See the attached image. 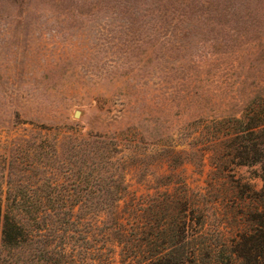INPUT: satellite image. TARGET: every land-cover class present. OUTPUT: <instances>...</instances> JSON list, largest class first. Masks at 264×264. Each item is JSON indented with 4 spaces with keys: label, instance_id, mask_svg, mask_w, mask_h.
I'll list each match as a JSON object with an SVG mask.
<instances>
[{
    "label": "rangeland",
    "instance_id": "1",
    "mask_svg": "<svg viewBox=\"0 0 264 264\" xmlns=\"http://www.w3.org/2000/svg\"><path fill=\"white\" fill-rule=\"evenodd\" d=\"M263 98L264 0H0V156L20 178L33 174L32 204L44 215L63 207L80 218L74 234L88 240L69 242L68 251L86 250L88 260L124 264L111 240L124 238L123 227L107 225L133 213L125 200L111 218L100 210L110 196L84 182L83 152L67 135L115 141L101 154L121 161L116 173L130 195L187 199L185 213L163 210V233L148 238L147 255L208 245L226 264L228 241L249 229L246 216L264 184V161L240 164L226 125L251 117ZM46 137L58 151L39 159L33 147ZM2 172L0 162V187ZM45 174L59 183L50 187L54 199ZM155 239L165 241L158 250Z\"/></svg>",
    "mask_w": 264,
    "mask_h": 264
},
{
    "label": "trees",
    "instance_id": "2",
    "mask_svg": "<svg viewBox=\"0 0 264 264\" xmlns=\"http://www.w3.org/2000/svg\"><path fill=\"white\" fill-rule=\"evenodd\" d=\"M258 106L259 108L256 111L250 113L251 117L232 118L226 125V128L230 132L228 137L235 135V139L239 145L237 151L242 153L244 157L240 161V164L255 165L263 163L264 161V158L260 159L258 157L264 154L260 151V147L264 144V98L261 103H258ZM48 138L46 137L44 139L42 147L40 145H34L33 147V154L39 159H41L42 155L50 154V150L55 154L58 151L57 147L53 148L56 144L52 143L49 140L50 138ZM67 140L75 141L74 148H78L83 152V158H85L83 161L85 164L83 166L86 168L84 182H86L87 186H91V183H96L98 188L99 186L105 187L104 190L110 196L106 200H111V206L104 207L100 209L101 211L109 212L111 216H108L111 218L114 216V207H118L117 204L121 200L129 201L126 203V207L130 209L133 215L125 216L119 213L113 217L116 225L114 227L107 225L108 229L112 228L111 232L116 233H119V229L116 227H123V229L120 228V233L123 234L124 238L111 239L113 240L112 244L121 246V249L124 251V257L121 260L122 263L219 264L220 259L215 254H212L213 251L209 250L208 245H198V249L200 250L198 253L193 250H188L191 249L189 244H184V246L179 247V252H174V254H160L162 253L160 252L147 255L146 246L148 245V238L163 233L162 226L159 223L162 219L161 214L163 210L171 206L172 209L181 208V211L178 209L180 214L185 213L184 207L187 204V199L179 200L175 194L171 193H165L163 197L158 195L155 199L144 194H135L132 196L125 183V176L116 173L122 169L121 161L119 159L104 157L101 154L102 144L109 145V142L115 144V141L112 139L106 140L101 135H88L87 137L67 135ZM258 140H262L263 142H258ZM50 141L52 144L49 143ZM253 141L257 143H253ZM250 142H252L254 147L249 148L247 143ZM28 143H30L29 140L26 141V144ZM252 150L256 151L253 157H251ZM243 153L246 155L244 156ZM8 158L6 156H0V162L3 164V172L1 175L3 183L0 187V264L108 263L107 259H104L102 255L96 257L97 262L88 260L92 258L87 256L86 250L83 247L81 251L85 250V252L82 251L84 253L74 252V250L71 252L68 251L69 242L76 246V244L79 245L81 242L88 240H80L74 234L80 232L78 225L80 218L74 215L73 211H64L63 207L60 208L61 211L58 213L51 208L44 215L41 211L42 208L32 204L35 201V196L32 191L34 183L33 174L27 177L22 175L23 178H20L21 176L16 174L18 176L16 180V175L12 171L13 164L10 165ZM33 161L24 163L28 170L35 169L36 161ZM31 163H34V166ZM39 166L43 168V162ZM46 175L42 179L46 181L49 196L54 199L56 196L50 191V187L52 185L57 186L59 183H53L51 177L49 178ZM262 178L264 180V172ZM17 181L25 182V184L22 185ZM186 191H184L185 196H188ZM255 194V198L259 200V203L247 213L246 221L249 229L241 231L229 239L226 246V264H264V184L262 190ZM170 199L171 201L169 202ZM188 200L190 201L189 196ZM151 202L154 205H150ZM178 205L180 206L178 207ZM196 206L201 213L203 210L200 204L197 203ZM128 218L134 221L127 224L126 219ZM135 220H137L136 224H134ZM171 225L172 223L170 221V229L173 227ZM187 225L188 221L186 218L179 225L180 232L178 235L183 238L182 242L188 238V232L186 231ZM107 232L109 233L108 230ZM173 241L174 238L172 237L171 242ZM164 242L163 239H155L154 247L158 250L160 246L164 245ZM137 249L139 250L138 253L136 251ZM131 252L134 255H130ZM89 261H92V263H89Z\"/></svg>",
    "mask_w": 264,
    "mask_h": 264
},
{
    "label": "water",
    "instance_id": "3",
    "mask_svg": "<svg viewBox=\"0 0 264 264\" xmlns=\"http://www.w3.org/2000/svg\"><path fill=\"white\" fill-rule=\"evenodd\" d=\"M78 115H79V113L77 112V113H76V116H78Z\"/></svg>",
    "mask_w": 264,
    "mask_h": 264
}]
</instances>
